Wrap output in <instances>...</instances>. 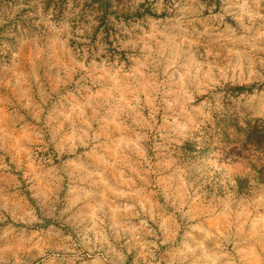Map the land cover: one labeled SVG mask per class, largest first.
Masks as SVG:
<instances>
[{
  "label": "rangeland",
  "instance_id": "374dc122",
  "mask_svg": "<svg viewBox=\"0 0 264 264\" xmlns=\"http://www.w3.org/2000/svg\"><path fill=\"white\" fill-rule=\"evenodd\" d=\"M0 264H264V0H0Z\"/></svg>",
  "mask_w": 264,
  "mask_h": 264
}]
</instances>
